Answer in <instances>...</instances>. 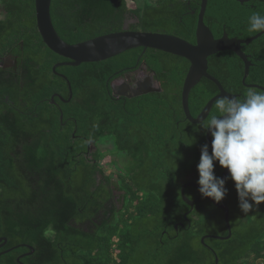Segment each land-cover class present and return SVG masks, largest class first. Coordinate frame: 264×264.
<instances>
[{"label":"trees","instance_id":"obj_1","mask_svg":"<svg viewBox=\"0 0 264 264\" xmlns=\"http://www.w3.org/2000/svg\"><path fill=\"white\" fill-rule=\"evenodd\" d=\"M142 1L130 8L126 0H51L49 13L67 44L119 32L128 20L130 31L195 43L200 0ZM0 10V54L18 58L16 71L0 68V237L6 239L0 251L11 249L0 264H214L215 257L217 264H264V202L243 213L228 175L218 204L228 209L230 237L201 243L204 235H227L223 211L192 186L183 189L191 210L181 198L183 184L198 185L206 144V130L187 121L181 108L186 59L134 48L58 67L71 89L65 101L66 81L52 71L65 59L42 42L33 0H0ZM253 12L264 15V0H207L203 23L213 38L246 39L256 34L247 30ZM241 51L251 63L244 83L264 87V33ZM140 66L153 74L159 92L113 96L109 83ZM207 73L237 97L250 89L231 51L209 56ZM217 93L201 78L188 94L190 115ZM213 114L215 102L205 121ZM103 140L107 151L97 147ZM105 152L126 159L117 161L114 183L100 165ZM224 169L214 162L216 177ZM22 245L32 254L22 256L29 252Z\"/></svg>","mask_w":264,"mask_h":264},{"label":"water","instance_id":"obj_2","mask_svg":"<svg viewBox=\"0 0 264 264\" xmlns=\"http://www.w3.org/2000/svg\"><path fill=\"white\" fill-rule=\"evenodd\" d=\"M51 0H33L34 3V15H35V26L37 32L44 43V45L54 54L67 59V62H59L52 67V71L55 72V68L58 66H72L76 67L82 63L99 62L118 54H121L127 50L134 48L154 49L164 53H168L174 56L184 58L188 61L189 66L187 68L182 87L180 92V102L183 115L187 121L191 124H199L201 120H205L212 104L217 98L220 97H237L235 94H231L223 89L221 84L207 73V58L217 52L228 50L233 52L243 63V76L241 79L242 84L250 88H256L264 90L256 84H245L244 80L248 74V69L251 63L247 60V56L241 51V45L248 44L251 41L258 38L264 32H258L255 35L246 39L229 38L225 33L219 38H213L208 27L203 23V15L206 8L207 0H200L199 9L197 14V21L195 27V43L190 44L183 39L176 36L164 34V33H153V32H141V31H130L123 29L119 32L104 34L96 36L94 38L75 43L67 44L55 32L50 19L49 7ZM239 3L247 2L249 0H235ZM56 73V72H55ZM57 74V73H56ZM66 81L68 87V101L71 98V89L69 82L66 78L57 74ZM206 78L211 81L217 88L218 93L211 97L206 104L203 106L198 115L193 118L188 109V94L190 89L201 79ZM159 88L151 89L148 91H132V96L135 97L147 92H159ZM111 94L114 95V88L111 87ZM117 95H125L123 93ZM53 97H51V100ZM61 101L62 98L59 97ZM61 119V116H60ZM206 144L211 149V134L209 131H205L204 135ZM229 175L227 169H224L219 178L225 179ZM186 186H192L199 189V185L191 182H187L180 187V195L184 203L190 208L193 206V201L189 200L183 193V189ZM208 200L215 207L222 209L223 219L227 229L226 236L219 235H204L200 238V242L203 243L205 238H213L218 240L228 239L230 237V227L228 221V209L223 204H218L211 198L203 197ZM187 214V213H186ZM184 214V216H186ZM177 226H174L176 229ZM6 244V239L0 237V248ZM29 249V252L23 254L30 255L33 249L30 246L22 245ZM11 249L0 251V256L9 252ZM214 264H217V258L215 257Z\"/></svg>","mask_w":264,"mask_h":264},{"label":"clouds","instance_id":"obj_3","mask_svg":"<svg viewBox=\"0 0 264 264\" xmlns=\"http://www.w3.org/2000/svg\"><path fill=\"white\" fill-rule=\"evenodd\" d=\"M249 32H264V15L253 12L248 18ZM215 113L199 127L212 136L201 148L197 165L199 192L216 203L226 195L225 179L214 175V162L229 172L243 213L264 202V90L248 89L243 97H220ZM251 201V203H250Z\"/></svg>","mask_w":264,"mask_h":264},{"label":"flooded vegetation","instance_id":"obj_4","mask_svg":"<svg viewBox=\"0 0 264 264\" xmlns=\"http://www.w3.org/2000/svg\"><path fill=\"white\" fill-rule=\"evenodd\" d=\"M3 18H4L3 15L0 16V20H2ZM132 22H133V20H128V22H125L123 25V29L128 30L127 25L132 23ZM67 61H68L67 59L56 61L55 63H53L52 67L59 62H67ZM17 62H18L17 56L12 54V53L11 54H9V53H1L0 54V68L3 69L4 71H10V69L16 71ZM58 67H61V66H58ZM58 67H56V68H58ZM140 68H141V66L137 70L132 71L131 73L136 74L135 72L139 71ZM141 70H142V68L140 69V71ZM142 71L144 73L147 72L150 75H143L142 77L141 76L139 77L137 75H135V76L133 75L132 77H130L128 79L121 80V78L124 77V76H122V77L115 78L114 80H112L109 83V86H110V91H111V87L114 88V95L113 96L127 97V96H132V91L138 90V91L143 92V91H148L151 89L159 88L157 82L153 78V74L146 71L144 67H143ZM131 73H129V74H131ZM57 74H61V73H57ZM117 79H120V80L113 83ZM153 82L156 83V87L153 86ZM121 93H123L125 95H117V94H121ZM147 93H152V92H147ZM56 95L58 96V94H54V96H56ZM141 95H144V94H141ZM57 96H56V98H58ZM99 143L97 144V147L99 146Z\"/></svg>","mask_w":264,"mask_h":264},{"label":"rangeland","instance_id":"obj_5","mask_svg":"<svg viewBox=\"0 0 264 264\" xmlns=\"http://www.w3.org/2000/svg\"><path fill=\"white\" fill-rule=\"evenodd\" d=\"M155 0H148V3H154ZM126 3L127 5L132 8V7H136V8H141L143 6V1L142 0H136V1H131V0H126ZM0 16H2V13H1V10H0ZM142 70H143V66H141ZM140 68V69H141ZM136 71L135 73L136 74H125L124 77L121 78V80H125V79H128L130 77H132L133 75H137V76H143V75H150L149 73L147 72H143L142 70L140 71ZM119 78V77H118ZM120 79H117L116 81H114L113 83L119 81ZM158 84V83H157ZM153 86L156 87V83L153 82ZM111 146L110 144L108 143V141H101L99 143V146L98 148L101 149V151H107L105 149H109ZM111 152V151H110ZM109 152V153H110ZM105 155V156H104ZM103 159L100 161V165L102 166L103 168V171L105 173V175H108L110 174L111 175V180L113 181V183L116 181V174L121 170V164H123V162H125V157L123 155L119 156L118 159L117 157H115L114 155L112 154H108V153H103ZM117 161H120L121 164ZM213 205V204H212Z\"/></svg>","mask_w":264,"mask_h":264}]
</instances>
